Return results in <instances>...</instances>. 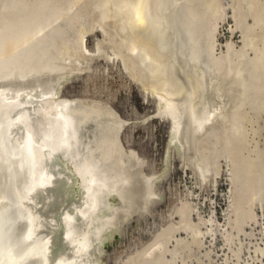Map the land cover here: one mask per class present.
<instances>
[{
    "label": "bare ground",
    "instance_id": "1",
    "mask_svg": "<svg viewBox=\"0 0 264 264\" xmlns=\"http://www.w3.org/2000/svg\"><path fill=\"white\" fill-rule=\"evenodd\" d=\"M82 1L0 0V225L9 222L13 239L0 243V264H109L107 242L135 212L150 210L148 217L164 197L160 181L170 165L156 172L125 144L128 119L107 102L62 94L63 81L92 69L94 55L118 61L144 95L156 98L154 116L168 122V146L193 162L203 183L219 174L217 157L204 147L210 134L219 128L230 146L242 129L244 97L264 90V48L256 52L248 34L254 27L245 30L237 10L232 29L241 30V45L219 43L228 17L223 0H206L210 10L203 12L198 0H99L89 9ZM97 28L101 36L90 46L87 35ZM246 181L240 185L250 188ZM248 198L255 204L260 195ZM193 207L184 201L176 210L182 218L122 264L175 262L180 250L171 243L186 241L177 232L204 233L195 228ZM214 217H201L208 231Z\"/></svg>",
    "mask_w": 264,
    "mask_h": 264
},
{
    "label": "rangeland",
    "instance_id": "2",
    "mask_svg": "<svg viewBox=\"0 0 264 264\" xmlns=\"http://www.w3.org/2000/svg\"><path fill=\"white\" fill-rule=\"evenodd\" d=\"M46 1L51 4L56 3V0H43V2ZM83 1L87 9L93 6L92 3L95 5L102 2L99 0H96L97 2ZM223 1L228 17L221 21L217 34L219 43L225 46L228 40H234L237 45H241L243 38L241 30L232 29L235 27L233 13L237 10L238 18L244 22L242 24L244 29L254 27L248 34H251L250 40L253 39L254 48L259 50H251V55H255V50L261 54L260 50L264 48V0H257L261 2L260 4L256 0ZM196 2L194 5L200 9L199 11H206V7L210 10L207 4L206 7L204 5L206 0ZM95 31L88 36L87 43L90 46L94 43L95 37L101 36L100 30ZM260 35L261 38H258ZM256 38L257 41L259 39L260 45L256 42ZM258 45L260 47H257ZM262 53L264 54V51ZM105 60L103 57L97 58L92 69L78 72L77 76L63 87L62 94L68 97L80 96L104 101L112 105L130 122L122 134L125 144L133 147L142 157L147 158L150 168L156 172H162L167 162L170 165L169 173L162 182L163 199L148 217L132 219L124 234L116 233L114 238L107 242L105 258L108 259V263L122 264L127 256L145 247L163 226L178 222L182 217L176 213V210L184 201H189L194 206L190 210H192L191 216L196 224L195 228L200 226L204 233L194 237L195 230L192 227L178 231V236L186 241L182 244L177 241L171 243L172 249L176 246L175 249L180 250L176 261L167 262L166 260L157 264H166V262L167 264L263 263L264 257L261 256H264L262 254L264 251L261 253V249L256 250V247L260 245L264 249V193H260L264 190V90L260 92L257 88L250 89L244 97V102L238 108V112L245 108V111H241L245 117L241 121L243 123L240 127L241 131L236 134L238 136L235 135L232 139L234 141L231 140L236 144L230 142V146H226L219 128H215L210 134L209 143L204 147L214 157H217L219 174L216 176L213 174L203 183L192 166L193 162L180 156L171 146H168V122L160 116H154L156 104L153 96L144 95L139 84L122 70L118 61L112 63ZM243 164L245 168L246 166L249 168L248 171L247 168L246 171L243 170ZM234 170H239L242 173L241 176L238 171L236 173L239 175L233 174ZM247 173L251 177H248L250 180L247 178L246 181ZM242 175L251 187L255 189L259 187L256 189L258 193L253 187L246 188L248 186L240 185L242 182L237 181L238 179L236 180L238 185L235 184L236 177L242 178ZM231 179H234V182ZM245 181L242 184L245 185ZM248 190L250 194L252 192V194L260 195L259 203L254 204L249 201L248 195L251 197L252 194L246 193ZM239 193L243 196L242 200L236 196ZM240 211L244 214L241 212L243 214L241 215ZM210 215H214L216 219L213 231H208L210 223H205L201 218H208ZM226 232L228 237L225 236ZM167 256L168 260L173 259L171 252L167 253Z\"/></svg>",
    "mask_w": 264,
    "mask_h": 264
},
{
    "label": "water",
    "instance_id": "3",
    "mask_svg": "<svg viewBox=\"0 0 264 264\" xmlns=\"http://www.w3.org/2000/svg\"><path fill=\"white\" fill-rule=\"evenodd\" d=\"M97 30H100L99 28H97ZM95 31V30H94ZM93 31H91V32H89V34L87 35V41H88V36L92 33ZM103 55H94L93 57H92V61H95L97 58H99V57H102ZM181 56H182V54H181ZM76 75H77V73H75ZM73 77H75V76H71V77H68L66 80H64L63 81V87L66 85V83H68L70 80H72L73 79ZM63 89V88H62ZM63 93V92H62ZM155 100H156V98H155ZM116 109V108H115ZM145 121V120H144ZM126 125H128V123H125V126ZM127 145V144H126ZM166 179V177H163L162 179H161V184H162V182L164 181ZM163 193V192H162ZM163 195V194H162ZM163 199V196L162 197H160V198H158V201H161ZM150 211V210H149ZM149 211H147V212H144V211H142V210H140V211H137V212H135L129 219H128V222H130L132 219H134V218H143V217H146V214H148L149 213ZM153 211V210H152ZM151 211V212H152ZM17 215V213L15 212V214H14V216H16ZM9 225V222H5L3 225H0V243H2L3 245H10L9 243L10 242H12L13 241V239L12 238H10L9 236H10V234H11V231L10 230H5L6 229V227ZM128 226H127V224H125V226H123V229H122V234H124L125 233V229L127 228ZM119 232V231H118ZM19 244H16L15 245V248H18L19 246H18ZM23 264H25L26 262L24 261V262H22Z\"/></svg>",
    "mask_w": 264,
    "mask_h": 264
}]
</instances>
